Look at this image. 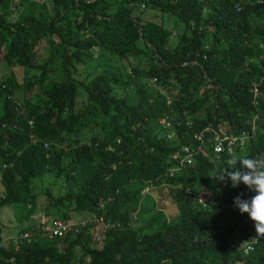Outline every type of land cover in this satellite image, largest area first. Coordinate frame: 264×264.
I'll return each mask as SVG.
<instances>
[{
	"label": "trees",
	"instance_id": "obj_1",
	"mask_svg": "<svg viewBox=\"0 0 264 264\" xmlns=\"http://www.w3.org/2000/svg\"><path fill=\"white\" fill-rule=\"evenodd\" d=\"M12 3L0 0V211L28 220L46 179L42 208L67 210L0 240V264H264V236L234 206L256 193L212 179L228 158L264 155V0H19L15 18ZM148 10L180 30L140 18ZM15 67L33 80L16 83ZM256 114V137L233 155L192 139L205 125L249 129ZM133 183L165 187L177 214L142 225Z\"/></svg>",
	"mask_w": 264,
	"mask_h": 264
},
{
	"label": "rangeland",
	"instance_id": "obj_2",
	"mask_svg": "<svg viewBox=\"0 0 264 264\" xmlns=\"http://www.w3.org/2000/svg\"><path fill=\"white\" fill-rule=\"evenodd\" d=\"M19 0H13V3L11 4V13L12 18L17 17L15 15L18 10L20 9L18 5ZM26 4L28 5V10L26 12L40 14V12L44 11V8L42 6L38 7H32L30 5V1H27ZM116 9V5L112 4V10ZM140 18L142 19H152L155 21L162 20V23L164 26L172 32V34H175V30H180V24L177 21V19L172 17L170 14L163 13L161 11L157 10H148L146 12L140 13ZM47 43L42 41L41 47L38 49V56L36 59V63L41 62L47 55L48 52L46 51ZM107 57H112L110 54L107 55ZM89 65V64H88ZM87 65V66H88ZM9 72V68L7 67L6 63L0 61V81L3 79V76H5ZM127 71L125 70L123 72V76H126ZM14 75H15V82L16 83H23L24 81H32L33 75L30 73L29 70H24L23 68L15 67L14 68ZM122 86V85H121ZM32 89L38 92V88L35 86H32ZM121 92H123V89H120ZM166 94V90H161ZM189 104V101L184 103L182 105L183 108L187 109V106ZM203 114V110H197L194 113H192V116H199ZM48 179H46L45 183L43 184L42 180H37L35 183V190L39 194V204L41 205V208H39L38 212L33 214L28 220L24 221H18L16 220V217L13 213V208H3L0 211V240L1 242H4L6 240H11V237L16 235V233L19 231V229L22 226H25L27 224L36 222L41 216H46V220L49 222L51 220V217H58V215H61L66 212L67 208H57V207H49L48 209L42 208L44 206V185H49V183H46ZM56 186V184H54ZM149 185V184H148ZM43 186V187H42ZM132 186L136 187L138 189V195L136 197V201L138 202L136 205V217L140 220L142 225H144L146 222L151 221L154 226L157 225V214L160 212V214H164L167 218H172L177 214L176 207L172 204L171 196L168 192V190L165 187H161L162 185H159V187L153 188V189H147L146 185L142 186V189L146 191L143 195L140 194L141 190V184L140 183H133ZM169 188V187H168ZM77 214H74L77 218V223L79 226H84L87 219H89V215L87 212H76ZM137 226H141L137 224ZM99 229V226L97 227ZM149 230V229H148ZM152 230V229H150Z\"/></svg>",
	"mask_w": 264,
	"mask_h": 264
},
{
	"label": "clouds",
	"instance_id": "obj_3",
	"mask_svg": "<svg viewBox=\"0 0 264 264\" xmlns=\"http://www.w3.org/2000/svg\"><path fill=\"white\" fill-rule=\"evenodd\" d=\"M152 82H155V78L152 79ZM162 90V89H161ZM160 90V91H161ZM165 90V89H163ZM253 91L256 93L257 89L254 88ZM163 95L166 94L161 91ZM167 102H170V99L167 97ZM255 103V102H254ZM191 118L190 116H186V119ZM164 119L170 123L172 128H162L160 125V120ZM259 119V115L253 116V126L249 129H242L240 131L234 132L232 130L226 129L221 125H214L213 130L220 129L226 135L235 138V141L232 145V153L229 155H233L235 152L236 146L240 149L246 147V145L256 137L258 126L255 123V120ZM191 121V120H186ZM158 127L162 130L163 135L166 139L170 140L177 132V126L172 122L169 115H162L157 121ZM207 126V125H205ZM209 126V125H208ZM204 127V126H203ZM202 127V128H203ZM200 130V129H199ZM169 131L175 132L174 135L170 138L167 137V133ZM226 153V152H225ZM226 167H224L217 176H214L212 179L218 180L223 183L231 182V186L233 188L238 187L241 183H243L250 191H254L256 195H254L251 200L241 199L240 196H237L234 200V206L237 207L241 214H248L250 219L254 222L255 230L258 236H264V155H258L257 157L252 158L249 157H241L237 158H228L225 161ZM239 164V167L237 165ZM231 169V171H229ZM147 186V189L150 187L148 184H144ZM146 191L142 188L140 190V194L143 195ZM136 216V215H135ZM100 234H93V239L95 241L100 240Z\"/></svg>",
	"mask_w": 264,
	"mask_h": 264
},
{
	"label": "built area",
	"instance_id": "obj_4",
	"mask_svg": "<svg viewBox=\"0 0 264 264\" xmlns=\"http://www.w3.org/2000/svg\"><path fill=\"white\" fill-rule=\"evenodd\" d=\"M160 126L162 128L170 129L172 126H170V123L168 121H165L164 119L160 120ZM186 124L188 126L192 125V121H186ZM176 126V125H175ZM175 132L169 131L167 133V137L170 138L174 135ZM206 134H208L213 139L212 149L214 152V156L220 155L222 152L226 153H232V145L235 141V138L230 137L226 135L223 131L220 129L213 130L211 126H204L200 130L193 131L192 133V139L200 144L204 143V140L206 138ZM183 150L188 153V156L192 154V150H189L188 147H184ZM194 151V150H193ZM187 161H190L189 157L186 159Z\"/></svg>",
	"mask_w": 264,
	"mask_h": 264
}]
</instances>
